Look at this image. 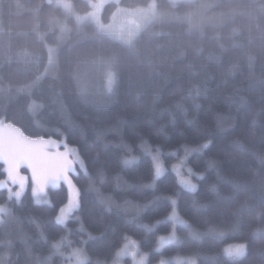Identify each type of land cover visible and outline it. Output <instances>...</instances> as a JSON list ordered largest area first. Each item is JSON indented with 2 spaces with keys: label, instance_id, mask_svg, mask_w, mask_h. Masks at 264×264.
<instances>
[{
  "label": "trees",
  "instance_id": "16d2710c",
  "mask_svg": "<svg viewBox=\"0 0 264 264\" xmlns=\"http://www.w3.org/2000/svg\"><path fill=\"white\" fill-rule=\"evenodd\" d=\"M58 1L0 0V120L77 149L79 207L62 224L65 183L45 202L31 180L0 188L4 264H132L128 243L151 263L264 264V0H154L128 34L103 26L153 0L108 2L101 23L95 0Z\"/></svg>",
  "mask_w": 264,
  "mask_h": 264
},
{
  "label": "rangeland",
  "instance_id": "374dc122",
  "mask_svg": "<svg viewBox=\"0 0 264 264\" xmlns=\"http://www.w3.org/2000/svg\"><path fill=\"white\" fill-rule=\"evenodd\" d=\"M112 1H118V0L93 1L91 10L83 18L91 19L94 22H96L97 20L99 23H101V15L103 8L108 2H112ZM57 3L58 4L62 3L65 5V7H71L70 3L67 0H59ZM151 4L152 5H150V7L135 8L133 10L132 9L126 10L122 8V10H118L113 20L110 23V27L109 25H104L103 26L104 30L111 32V28L118 31H123L120 29H125L123 31V34H126L127 32L128 33L133 32L135 28H137V31L142 30L145 27V25L156 15L155 1L153 0ZM138 23L139 25H137ZM118 36L121 37L122 34ZM5 124H11V123L5 122ZM11 125H13L12 129L6 128L2 133L5 141H8L9 139L21 140V141H35L37 143L31 144L29 145V147L37 150H42L43 153L46 154L44 156L45 165L39 171V175L41 176V178L54 175L61 168L65 167L68 161L71 162V170L67 172L66 179L60 178L55 181L48 180V182L43 185V191H40L39 185H37L33 177L32 170L28 168L26 165H24L18 169V179L16 183H12L9 180L6 172L5 176H3L0 179V181L5 182L3 186H0V188H7L11 192L21 191L20 178H23L22 182L24 184V187L21 194L22 196L28 187V182L31 180L33 183L32 191L36 201L45 202L48 200L47 193L50 187L58 186L60 183H65L68 187L69 199L68 202L61 207L57 217L58 222L65 224L69 219L70 215L79 207V188L75 184L72 176L73 172L77 171L76 168L77 165L82 164V160L79 156L77 149L74 146L67 144L64 140H59L52 137L33 138L27 136L17 126H15L14 124ZM160 173L161 172H159V174ZM169 237H174V235H170ZM169 237L166 238L167 242ZM237 245H244V243L233 244L226 247V249L231 248L232 251L235 253L237 251L235 246ZM137 251L138 250L135 244L128 243L124 247V250L120 252L119 258L121 260L122 256L124 257V255L125 256L130 255L133 259L132 264H162V262L163 264H167L166 259H163L162 261L157 263H151L149 262L148 254H146V256L143 253H140V255H138ZM133 253H135V255H133ZM81 256L82 255L80 253L76 255V260H81ZM183 263L184 262H179L178 264H183Z\"/></svg>",
  "mask_w": 264,
  "mask_h": 264
},
{
  "label": "snow or ice",
  "instance_id": "6c2138e0",
  "mask_svg": "<svg viewBox=\"0 0 264 264\" xmlns=\"http://www.w3.org/2000/svg\"><path fill=\"white\" fill-rule=\"evenodd\" d=\"M109 91H111V88H109ZM31 110L32 111L37 110V106L33 105ZM6 128L12 129L13 125L5 124L3 120H0V161H3V163L7 165L5 171L7 172L8 178L12 183L17 182L18 169L24 165H26L28 168L32 170L33 177L37 185H39L40 191H43V185L47 183L48 180L55 181L60 178H65V179L67 178V172L71 170L70 161H68L66 166L61 168L54 175L41 178V176L39 175V171L45 165L44 156L46 154H44L42 150H37L29 147V145L37 143L35 141H21V140H12V139L5 141L2 133ZM204 147L207 148L209 147V145L205 144ZM157 174H159V168H157ZM20 179H21V183H20L21 191L11 192L9 190V198H11L12 196H15L17 199L20 198L24 187V184L22 182L23 178ZM4 183H5L4 181H0V186H3ZM182 183L185 185V187H188L191 190H195L196 188L194 184H190L188 181H182ZM173 203L175 202L173 201ZM5 214H10V210L4 205H0V223H4L3 216ZM170 219L176 220L181 224L184 223L182 220L177 219L175 213H173V216L170 217ZM185 227H189V226L185 225ZM171 239H174V237L168 238V240ZM160 240H161V244L167 242L165 237H161ZM5 246L11 247L12 246L11 242H6ZM235 247L237 249L235 253L232 251L231 248H227L225 249L226 254L235 259H240L247 254L246 244L237 245ZM133 255H135V253H133ZM7 258H8L7 255H5L4 257H0V264H4V260ZM190 264H195V261L194 260L190 261Z\"/></svg>",
  "mask_w": 264,
  "mask_h": 264
}]
</instances>
